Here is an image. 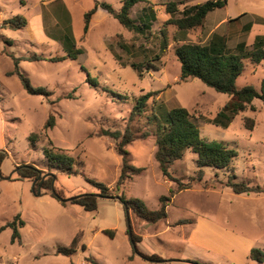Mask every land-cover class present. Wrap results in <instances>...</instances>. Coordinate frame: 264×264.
<instances>
[{
  "label": "rangeland",
  "instance_id": "374dc122",
  "mask_svg": "<svg viewBox=\"0 0 264 264\" xmlns=\"http://www.w3.org/2000/svg\"><path fill=\"white\" fill-rule=\"evenodd\" d=\"M123 1L0 0V149L8 154L0 166V176H10L0 177V227L15 217L23 223L19 226L16 218L19 238L13 243L10 228L0 231V264H90L86 258L96 264H264L249 259L251 249L264 253V193L235 194L225 185L227 178L234 176L235 182L264 187V102L254 99V110L236 114L225 127L203 121L202 116L207 121L214 119L230 96L196 78L180 81V66L174 55L175 46L204 43L213 33L225 36L230 49L241 42L249 46L255 36H264V0H226L225 6L207 14L202 27L189 30L179 42L174 38L176 28L165 24L170 17L165 4L177 3L181 10L207 0L137 3L130 10L133 19L137 20L144 9L154 11L150 33L144 39L133 37L98 7L83 34V16L96 2L107 3L117 11ZM16 15L25 18L23 28H1L4 20ZM161 30L166 34L165 48ZM119 41L128 48L130 44L141 46L147 52L135 49L134 55L129 54L119 47ZM73 49L82 51L76 59L48 60ZM156 54L159 58L150 60ZM34 55L44 60L24 59ZM12 58H20L18 71L45 94L31 95L24 90ZM130 62L143 64L142 77L128 65ZM243 63L235 85L259 90L264 61L253 64L245 59ZM147 92L154 94L143 113L130 123L135 139L126 147L128 164L143 170L115 191L121 158L113 140L102 131L122 132L135 98ZM175 107L187 109L195 118L193 123L201 138L223 143L236 156L228 168L204 167L201 182L173 196L165 219L148 223L129 210L131 232L141 238L137 250L158 256L156 262L133 252L125 210L118 201L98 198L97 209L86 211L78 204H62L44 188L33 189V181L16 176V166L23 164L47 172L42 148L50 141L72 158L75 172L51 170V192L61 190L69 199L97 194L95 184H100L127 199L138 198L149 210H155L159 197L176 184L162 178L154 160L152 114L154 111L162 122ZM50 115L54 125L45 131L42 127ZM247 118L253 122L251 130L245 127ZM144 132L148 135L141 138ZM32 134L37 135L35 141L29 140ZM195 160L196 155L186 151L173 163L172 175L183 183L189 181L196 174ZM202 214L205 217L197 224ZM192 234L199 245L188 239ZM76 235L72 255L56 253L57 247H67Z\"/></svg>",
  "mask_w": 264,
  "mask_h": 264
},
{
  "label": "trees",
  "instance_id": "16d2710c",
  "mask_svg": "<svg viewBox=\"0 0 264 264\" xmlns=\"http://www.w3.org/2000/svg\"><path fill=\"white\" fill-rule=\"evenodd\" d=\"M139 2H147L146 0H124L119 10H114L111 5L107 3L96 2L93 9L87 11L83 16V34H86L90 18L96 11V8H101L111 17L117 20V22L125 28L127 31L133 34V37L146 38L150 33L151 21L154 20V11L149 8L144 9L143 13L138 19L130 17V10ZM226 0H207L203 3L184 6L181 10H178L177 3L168 2L165 4V10L169 14V18L166 21V25H173L176 28L177 36L175 40L177 42L184 41L185 35L189 30L200 28L204 24V20L207 14L217 8L225 6ZM26 25V20L20 15H16L10 19L4 20L1 24V28L9 29H21ZM165 30H161L162 47L165 48L167 44ZM164 41V42H163ZM118 45L123 51L134 55L135 49L140 50L141 53L147 52L141 46L135 47L130 44V47L126 43L119 41ZM71 48L72 44L69 45ZM162 48V49H163ZM80 49H73L70 53L61 57L49 58V61L59 62L65 59H76L77 55L81 54ZM174 55L180 66V81H187L193 78L199 79L206 86L212 88L214 91L227 94L230 99L222 106L216 117L212 120H205L207 123H212L217 126L225 127L238 113L245 111L246 109L254 110L252 101L259 99L264 102V77L260 81L259 90L250 86H243L238 88L235 85L236 79L244 70L245 59H248L253 64H259L264 61V36L257 35L253 39V42L248 46L244 42L238 43L234 48L227 47V39L225 36L213 33L209 36L204 43L183 42L174 47ZM154 56V59H152ZM150 60H157L159 55H153ZM147 56L145 55V58ZM156 58V59H155ZM15 64L16 74L19 77L24 90L31 95H43L45 90L43 88H34L30 85L27 78H25L17 69L18 61L20 58H12ZM31 61L44 60L41 56L34 55L24 58ZM133 70L137 72L139 77H142L143 64L140 62H130L128 64ZM149 65V63H148ZM154 94V92H147L140 94L135 98V105L130 112L127 124L124 130H103L102 135L109 137L113 140V148L115 152L121 158L120 173L116 181V185L113 190L120 191L124 188L126 183L133 178V175L140 173L143 169L136 168L128 164L127 156L128 152L126 147L134 141L135 134L130 129V123L138 115H141L144 111L148 99ZM154 103V100H152ZM154 106V105H153ZM154 108V107H153ZM152 119L155 123V152L154 160L158 165L160 174L164 180L168 182H174L175 188H169L167 195H162L158 200V208L155 210H149L145 204L138 198L127 199L123 194L111 192L112 189L107 188L100 184H95L98 188L97 194H82L73 196L68 202L72 204H78L86 211H95L97 209L98 198L112 199L122 204L123 208H127L136 214L140 219L148 223H156L166 218V208L171 203L173 196L182 191L191 188L195 183H199L203 178V168L211 167L214 169L228 168L231 160L236 156L234 150L226 147L223 143L217 141H207L200 137L199 131L196 128L193 120L195 118L189 113V111L182 107H175L166 113V118L159 122L153 111ZM54 125V117L50 115L44 123L42 129H51ZM245 127L252 129L253 122L251 119H245ZM148 133L144 132L140 136L141 138L147 137ZM36 134L29 136V140L35 141ZM186 151H190L196 155V174L191 177L189 181L183 183L178 178L172 175L171 167L177 160H181ZM42 153L47 159V172L41 171L33 167L32 165H18L15 168L16 176L19 179H27L29 181H35L34 188L40 187L48 191L51 197H54L62 204L67 203L61 190L52 189L53 175H50L51 170H59L67 174L75 173L72 171V158L68 155L61 153L59 149L54 147L50 141L42 148ZM8 157V154L0 149V166L2 162ZM46 174V175H45ZM43 176V177H42ZM233 193L235 194H261L264 193V187L250 186L245 182H235L234 176H229L225 183ZM33 188V189H34ZM125 210V209H124ZM16 218L14 220L5 223L0 227V231L5 228L12 230L11 242L18 240V233L16 228ZM19 220V219H18ZM19 226L23 225L19 220ZM104 234L112 236V231L103 230ZM133 252L143 259L156 262L160 258L156 255H144L136 248V244L141 241L140 236L134 235L129 232ZM76 235L67 247H57L56 253H60L65 256H70L75 252L77 247ZM83 248V247H82ZM249 259L254 261L264 262V253L251 249L249 251ZM90 264H96L92 258H86Z\"/></svg>",
  "mask_w": 264,
  "mask_h": 264
},
{
  "label": "water",
  "instance_id": "95a60500",
  "mask_svg": "<svg viewBox=\"0 0 264 264\" xmlns=\"http://www.w3.org/2000/svg\"><path fill=\"white\" fill-rule=\"evenodd\" d=\"M1 178H3V179H9L10 178V176H8V177H2V176H0ZM36 182V180L35 181H33V188H34V183ZM37 195H39V193H37ZM72 198H69V199H66V201L68 202V201H70ZM124 209H125V217H126V223H127V231L128 232H130L131 231V228H130V224H129V214H128V210H127V208H125L124 207Z\"/></svg>",
  "mask_w": 264,
  "mask_h": 264
},
{
  "label": "crops",
  "instance_id": "0c3cea01",
  "mask_svg": "<svg viewBox=\"0 0 264 264\" xmlns=\"http://www.w3.org/2000/svg\"><path fill=\"white\" fill-rule=\"evenodd\" d=\"M186 190H187V189H186ZM178 193H179V192H178ZM204 217H205V216H203V214L199 216V219H198V217H197V219H196V220H197V221H196L197 224H198V221H199L200 219L203 220ZM206 220H207V219H206ZM197 224H196V225H197ZM196 227H197V226H196ZM193 237H194V235L192 234L188 239L192 240ZM140 242H141V241H140ZM140 242H139V243H140ZM191 243H192L193 245H199L200 242H199V239H193V242H191ZM245 252H246V251H245ZM199 261H200V260H199ZM196 263H197V262H196Z\"/></svg>",
  "mask_w": 264,
  "mask_h": 264
}]
</instances>
